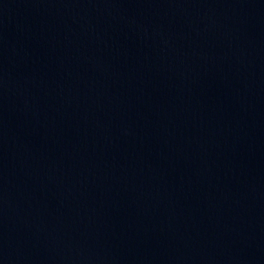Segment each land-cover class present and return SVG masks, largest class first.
<instances>
[{
	"label": "water",
	"instance_id": "95a60500",
	"mask_svg": "<svg viewBox=\"0 0 264 264\" xmlns=\"http://www.w3.org/2000/svg\"><path fill=\"white\" fill-rule=\"evenodd\" d=\"M0 264H264V0H0Z\"/></svg>",
	"mask_w": 264,
	"mask_h": 264
}]
</instances>
